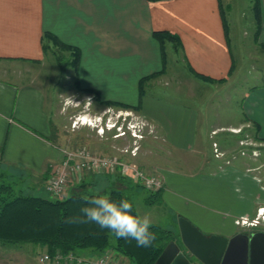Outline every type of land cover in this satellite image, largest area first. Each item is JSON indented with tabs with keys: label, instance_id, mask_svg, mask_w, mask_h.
Instances as JSON below:
<instances>
[{
	"label": "crops",
	"instance_id": "crops-1",
	"mask_svg": "<svg viewBox=\"0 0 264 264\" xmlns=\"http://www.w3.org/2000/svg\"><path fill=\"white\" fill-rule=\"evenodd\" d=\"M244 1L246 4L242 6ZM221 2L223 6L220 7L219 0H0V192L8 187L6 194L9 191L28 195L23 191L37 190V194L48 196L44 191L45 182L64 158L65 151L59 147L58 134L52 125L48 97L40 85L43 80L40 81L38 72L36 74L37 68L46 64L44 44L51 45L46 34L79 49L77 78L81 88L97 92L104 101L136 106L139 81L163 69L162 49L153 38L155 32L170 33L180 43L177 48L165 43L166 66L169 50H176L181 53L190 82L203 81L196 77L198 75L229 83L235 67L228 22L225 31L222 11L227 20L225 7L230 4ZM234 2L246 7L253 17L252 46L262 56L251 60L259 67L257 74L262 75L264 0H259L258 31L253 1ZM118 96H130L132 102L118 100ZM242 96V117L237 125L204 129L192 108L164 106L160 101L149 99L146 91L141 100L139 114L153 124L156 133L172 150L171 158L174 152L190 153L189 166L186 161L177 158L182 162L177 164L171 159L172 166L186 169L189 173L184 172L188 176L177 175L183 171L174 167L157 169L156 174L162 181L159 199L177 218L187 219L206 236L229 239L242 233L237 225L239 219L255 218L264 223L261 219L264 212L258 213L259 209H264L259 164L238 156L225 165L224 161L213 158L210 146L209 129L243 125L250 129L251 135L264 142V84L248 88ZM107 175L86 172L80 184L88 189L100 186V194L116 189L134 195L142 189L130 180L118 182ZM209 199L223 210L206 204ZM251 228L264 232L257 227ZM168 230L178 235V223L176 230L173 226ZM40 252L47 253L45 248L32 244H0V264L5 260L10 264H22L23 257L27 259L26 264H39L37 255ZM106 252L119 264H128L125 257L113 251ZM77 256L95 259L99 255L82 251Z\"/></svg>",
	"mask_w": 264,
	"mask_h": 264
},
{
	"label": "rangeland",
	"instance_id": "rangeland-1",
	"mask_svg": "<svg viewBox=\"0 0 264 264\" xmlns=\"http://www.w3.org/2000/svg\"><path fill=\"white\" fill-rule=\"evenodd\" d=\"M223 2L230 4L225 7L226 11L222 8L228 16L226 22H228L229 27L228 36L231 42L230 48L235 67L229 78V83L225 81L216 83L206 81L190 82V74L183 63L181 53L176 50H169V62L165 68L166 73L156 76L153 79L154 81L151 80L144 84V90L149 99L160 101L164 106L192 108L200 117L203 129L208 126L213 128L237 125L242 117L240 109L243 104L242 95L244 91L254 85L264 84V73L262 75L257 74L259 67L251 60L254 57L261 59L262 56L252 46L253 33L251 23L253 17L251 12L246 7H242L246 4L245 1L242 6H239L234 0L230 2L223 0ZM233 2L234 4H232ZM221 6H223L222 2ZM45 54L46 64L37 68L36 74L38 72L40 81L41 79L43 80L40 85L48 97V105L52 110V125L58 134L57 142L62 151L76 152L77 150L85 149L95 156H122L121 151L137 148V156L130 158L131 161L138 165L146 174L154 175L159 179L160 177L156 174L157 169L174 167L172 166L174 165L172 160L177 164L182 163L178 160L186 161L188 164L186 166L190 165V153L182 152L183 154H181L174 152V156L171 158L170 152L172 150L167 147L163 138L156 133L153 124L143 118L139 112L101 105L94 95L81 91L90 89L80 87L78 78L71 67L64 70L62 68L61 70V65H58L57 56L53 50ZM67 56L61 57L62 63L67 61ZM98 97L100 101H104L100 94ZM68 98H72L73 102L78 104L70 105ZM117 98L118 100H130L132 102L130 96H127V98L118 96ZM137 103L138 100L135 99V104ZM125 112L129 116L122 118L126 119L125 122L133 124L137 132L139 130V134L142 135L140 139L133 138L131 134H127L123 138H115L116 128L112 130L106 129V123H108L109 127H112L113 124L116 125L117 121L118 125L121 124L122 118L118 119L116 116ZM212 128L209 129V132L213 158L217 161H224L225 165L232 163L238 156L252 160L259 164V180L264 187V142L251 135L248 132L250 129L244 125L222 130H212ZM220 143L223 144L220 145ZM174 168L180 170L179 172L183 171L182 173H176L177 175L181 177L188 176L189 172L186 169ZM77 184L75 180L71 181L66 188L67 191ZM99 188L87 190L88 192L98 193L101 191ZM35 191H32L33 193L23 192L33 196L43 195L37 194ZM67 191L63 197L67 196ZM124 195L132 202L137 214L140 217L146 216L150 220L151 225H157L167 230L173 226L176 230L178 218L169 211L162 200L160 201L159 199L152 205L146 203V198L149 194L144 189H139L134 195L128 192H125ZM206 204L223 210L221 205L212 203L211 199ZM241 220L239 219L237 225L241 228L240 230H243L242 233L252 231L251 227L241 226ZM253 220L256 219H249L248 221L251 222ZM259 223L256 226L257 228H254L264 230L263 221L260 220ZM175 243L182 252H185L181 245L179 234ZM42 255H44L43 252L37 255L39 256L37 257L39 264H42L39 261ZM49 256L52 260L43 264H57L54 260L56 255ZM22 259L24 260L22 264H26L25 260L27 259L24 257ZM115 260L117 261L116 258ZM5 261L7 262V260ZM5 261L3 262L4 264H10L9 261L7 263ZM58 264L66 263L60 261Z\"/></svg>",
	"mask_w": 264,
	"mask_h": 264
},
{
	"label": "trees",
	"instance_id": "trees-1",
	"mask_svg": "<svg viewBox=\"0 0 264 264\" xmlns=\"http://www.w3.org/2000/svg\"><path fill=\"white\" fill-rule=\"evenodd\" d=\"M145 1L158 2L168 0ZM252 1L254 19L258 31L260 28V4L259 0ZM219 4L221 7V0H219ZM222 20L224 29L227 31V23L223 11ZM45 36L51 45L44 44V53L53 50L57 56L58 65H61V70L62 68L64 70L71 67L77 76L80 60L79 49L62 43L52 34H46ZM153 38L159 42L162 49L163 69L161 72L139 81L138 105L130 106L118 102L100 101L97 92L92 90L81 91L93 94L95 99L106 107L139 112L141 100L144 96L145 82L165 72V43H171L174 48H177L180 44L174 35L167 32H155L153 33ZM65 55H68L67 61L62 63L61 57ZM196 77L206 82H218L198 75ZM219 82H224V80ZM107 176L109 178L115 177L118 182L125 180L119 175ZM137 186L142 188L140 185ZM6 189L9 188L4 187V191L0 192V244L3 246L39 245L45 248L47 254L51 256L57 253L65 256L69 254L77 256L82 251H88L91 255L98 256L106 251H113L118 256L125 257L128 260V264H155L168 244L178 238V235L173 231L152 225L150 230L155 234L156 239L150 247H138L134 240L116 239L107 229H100L91 222H81L83 218L81 209L91 206L85 198L107 196L117 203L124 200L132 204L121 191L116 189L105 194L92 193L88 192L86 185L79 184L77 188L71 190L70 194L62 198L23 195L21 193L15 195L9 191L6 194ZM148 194L146 203L154 204L159 200L160 190L155 193L148 192ZM133 214L138 215L134 206Z\"/></svg>",
	"mask_w": 264,
	"mask_h": 264
},
{
	"label": "built area",
	"instance_id": "built-area-1",
	"mask_svg": "<svg viewBox=\"0 0 264 264\" xmlns=\"http://www.w3.org/2000/svg\"><path fill=\"white\" fill-rule=\"evenodd\" d=\"M124 116L127 117L129 114L125 112L116 117L120 119ZM125 121L126 119L122 118L121 124L118 125L117 121L116 125L113 124L112 127H109L108 123H106V129L112 130L116 128L115 138H123L127 134H131L133 138L140 139L142 135L139 134V130L137 132L133 124ZM120 153L122 156H95L85 149H80L76 152L65 151L63 160L55 167L52 175L45 182V193L52 198H62L67 191L68 184L73 180L79 184L86 172L98 175H119L140 185L149 193H155L162 189V181L158 177L146 174L138 165L131 161L130 158L137 156V148L126 149ZM262 211L264 209H259L258 213L261 214ZM261 219H264V216ZM240 223L242 226L256 227L259 225V220L256 219L249 222L247 219H242ZM55 255L56 258L54 260L57 264L60 261L66 264H73V262L75 264H118L115 257L108 252L99 255L95 259H86L72 254L65 256L57 253ZM50 260L52 258L48 254L42 255L39 259L41 263H48Z\"/></svg>",
	"mask_w": 264,
	"mask_h": 264
},
{
	"label": "water",
	"instance_id": "water-1",
	"mask_svg": "<svg viewBox=\"0 0 264 264\" xmlns=\"http://www.w3.org/2000/svg\"><path fill=\"white\" fill-rule=\"evenodd\" d=\"M177 223L185 252L171 242L155 264H264L263 231L238 233L228 239L206 236L183 217Z\"/></svg>",
	"mask_w": 264,
	"mask_h": 264
},
{
	"label": "clouds",
	"instance_id": "clouds-1",
	"mask_svg": "<svg viewBox=\"0 0 264 264\" xmlns=\"http://www.w3.org/2000/svg\"><path fill=\"white\" fill-rule=\"evenodd\" d=\"M68 103L78 104L74 103L72 98H68ZM85 199L91 206L81 209L82 223L91 222L100 229H107L116 239L134 240L138 247H150L156 239L150 230L152 227L150 220L146 216L133 214L131 203L124 200L117 203L107 196Z\"/></svg>",
	"mask_w": 264,
	"mask_h": 264
},
{
	"label": "bare ground",
	"instance_id": "bare-ground-1",
	"mask_svg": "<svg viewBox=\"0 0 264 264\" xmlns=\"http://www.w3.org/2000/svg\"><path fill=\"white\" fill-rule=\"evenodd\" d=\"M262 212H264V211H262Z\"/></svg>",
	"mask_w": 264,
	"mask_h": 264
}]
</instances>
